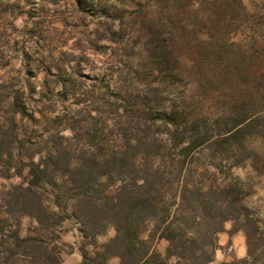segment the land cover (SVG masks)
<instances>
[{"label": "rangeland", "instance_id": "1", "mask_svg": "<svg viewBox=\"0 0 264 264\" xmlns=\"http://www.w3.org/2000/svg\"><path fill=\"white\" fill-rule=\"evenodd\" d=\"M263 76L264 0H0V127L13 130L9 144L19 137L13 156L0 162V195L57 143L67 144L77 163V149L91 142L107 154L124 127L158 138L173 113L187 135L196 129L221 140L240 110L250 115L263 107L264 88L255 86ZM257 129L247 134L249 158L241 165L234 166L240 157L232 142L220 141L188 172L195 180L203 174L206 185L238 182L245 213L262 230L264 144ZM59 188L64 184L46 186ZM20 222L23 237L37 227L27 216ZM233 227L228 221L218 235L221 249L211 264L247 256L240 254L245 234L231 237ZM79 229L70 216L59 227L62 264L82 262L83 247L92 252L115 235L110 227L84 240ZM167 246L156 244L163 255Z\"/></svg>", "mask_w": 264, "mask_h": 264}, {"label": "trees", "instance_id": "2", "mask_svg": "<svg viewBox=\"0 0 264 264\" xmlns=\"http://www.w3.org/2000/svg\"><path fill=\"white\" fill-rule=\"evenodd\" d=\"M255 86L264 88V76ZM238 113L240 119L219 135L221 140L196 129L187 135L173 113L158 138L124 127L117 141L106 146L107 154L97 143L77 149V163L67 144H55L28 165L24 181L0 195V264H62L58 230L69 216L80 223L84 240L115 229L106 243H95L94 251L83 247L79 264H111L114 259L117 264H169L172 258L175 264H211L228 221L234 222L231 237L244 232L247 256L222 264H264V229L245 213L238 182L206 185L203 174L195 180L188 172L205 161L200 154L220 141L232 142L240 157L234 166L241 165L249 158L247 134L256 127L264 144V105L250 115ZM12 137L13 130L0 127V162L13 156L19 137L14 134L16 141L9 144ZM60 183L64 188L57 192L46 189ZM62 199L69 202L65 208ZM24 216L37 224L25 237L20 233ZM159 240L168 241L164 255L156 248Z\"/></svg>", "mask_w": 264, "mask_h": 264}, {"label": "crops", "instance_id": "3", "mask_svg": "<svg viewBox=\"0 0 264 264\" xmlns=\"http://www.w3.org/2000/svg\"><path fill=\"white\" fill-rule=\"evenodd\" d=\"M232 241L234 242V238H232ZM222 245V244H221ZM240 254H241V256H246L247 255V249L243 246V247H241V249H240ZM218 255L216 254V256L215 257H217ZM81 262V258L78 260L77 259V263H74V264H78V263H80ZM213 263V262H212Z\"/></svg>", "mask_w": 264, "mask_h": 264}]
</instances>
